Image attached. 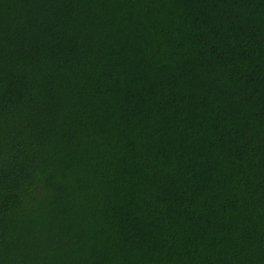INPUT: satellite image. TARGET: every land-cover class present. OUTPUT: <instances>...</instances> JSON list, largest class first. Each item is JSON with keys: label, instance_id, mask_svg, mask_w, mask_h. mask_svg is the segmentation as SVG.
<instances>
[{"label": "trees", "instance_id": "16d2710c", "mask_svg": "<svg viewBox=\"0 0 264 264\" xmlns=\"http://www.w3.org/2000/svg\"><path fill=\"white\" fill-rule=\"evenodd\" d=\"M0 264H264V0H0Z\"/></svg>", "mask_w": 264, "mask_h": 264}]
</instances>
